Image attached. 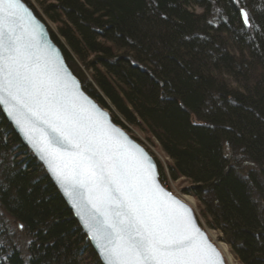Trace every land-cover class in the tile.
I'll list each match as a JSON object with an SVG mask.
<instances>
[{"label":"trees","instance_id":"trees-1","mask_svg":"<svg viewBox=\"0 0 264 264\" xmlns=\"http://www.w3.org/2000/svg\"><path fill=\"white\" fill-rule=\"evenodd\" d=\"M24 1L84 90L158 141L241 264H264V0ZM0 264H101L1 108Z\"/></svg>","mask_w":264,"mask_h":264},{"label":"snow or ice","instance_id":"snow-or-ice-1","mask_svg":"<svg viewBox=\"0 0 264 264\" xmlns=\"http://www.w3.org/2000/svg\"><path fill=\"white\" fill-rule=\"evenodd\" d=\"M21 7L20 0H0V103L11 104L9 114L66 190L93 209L91 238L107 241L99 245L107 264H214L189 210L170 194L160 198L150 168L77 102L62 70L24 42ZM241 18L252 27L246 11ZM41 126L47 135L36 140L31 133Z\"/></svg>","mask_w":264,"mask_h":264},{"label":"water","instance_id":"water-1","mask_svg":"<svg viewBox=\"0 0 264 264\" xmlns=\"http://www.w3.org/2000/svg\"><path fill=\"white\" fill-rule=\"evenodd\" d=\"M22 7L18 9V15L20 16V25L23 29H17L19 34L23 37L26 44L32 47L33 51H36L39 55L44 58L50 59L57 69H61L65 80L68 81L70 90L76 94V100L84 108H86L92 115L101 120L102 123L111 131V134L117 139L124 147L137 159H140L145 168H150V175L154 180L156 186L160 189L158 195L161 199H167V194H170L172 198L179 201L180 205L185 206L189 211L187 215L191 217L193 225L200 230L202 236L197 237V241L201 247H203L208 256L212 259L214 264H221L220 257L223 259V264H227L220 249L210 238L207 231L201 226L197 214L192 207L184 199L180 198L167 187L164 186L160 179L159 168L155 158L149 153V151L136 139H134L123 127L118 125L111 113L104 108L96 99L91 97L83 88L80 79L74 74L69 67L65 55L61 47L54 41L47 24L34 12V10L24 1L20 0ZM244 11V10H243ZM11 104L0 103V108L6 120L10 123L15 134L19 137L22 143L30 150L31 154L38 160V162L44 168L46 174L51 179L53 184L58 189L59 193L63 197L64 201L72 211L74 217L80 224L81 228L87 235L92 248L97 254L101 264H107L106 259L102 253L100 244L107 243L106 240H94L91 238V230L93 226H96V221L93 219L94 211L82 198L78 197L76 192L62 185L57 179L56 174L50 170L49 164L46 159L42 158V153L33 147V143L25 135L24 129L17 124L16 120L9 114V108ZM13 111H16L23 115L22 110L17 106ZM26 118V116H24ZM32 137L36 140H40L47 135V129L41 127L35 128L31 133ZM177 212L183 213L184 208H180L179 205H173ZM211 246L209 248L208 246ZM215 252L219 253V257L215 255Z\"/></svg>","mask_w":264,"mask_h":264},{"label":"rangeland","instance_id":"rangeland-1","mask_svg":"<svg viewBox=\"0 0 264 264\" xmlns=\"http://www.w3.org/2000/svg\"><path fill=\"white\" fill-rule=\"evenodd\" d=\"M36 9H38L41 13L43 11L41 10V7L34 1L31 0ZM44 15V14H43ZM46 24L49 28V30H57V26L45 15ZM92 57V56H91ZM90 74V72L88 73ZM105 108V107H104ZM112 115H117L119 119L122 121L124 120L116 111L115 109L106 108ZM125 125L127 126V129H125L134 139H136L139 143H141L148 151L149 153L155 158L159 173L165 174L164 181L162 182L165 187H167L170 191H172L174 194L179 196L180 198L187 201L189 204L192 205L194 208L197 217L199 219V222L201 226L207 231L210 238L214 241V243L221 249L222 253L226 257L227 264H241L240 260L237 258V256L233 253L230 243L224 239L225 235L222 233V231L215 230L213 228H210L209 225H207L205 219L200 213L199 209V203L198 201L191 195L187 194L185 192V189L190 186V182L185 179L184 177H179L178 179H173L171 176V171L169 166L171 165L170 158L165 154V152L162 150L161 146L159 145L158 141L149 133V131L146 130L145 127H140L136 125H131L127 123L126 121ZM14 227V225H13ZM19 243L20 245L26 244L27 241H30V238L26 233H19L18 234Z\"/></svg>","mask_w":264,"mask_h":264},{"label":"bare ground","instance_id":"bare-ground-1","mask_svg":"<svg viewBox=\"0 0 264 264\" xmlns=\"http://www.w3.org/2000/svg\"><path fill=\"white\" fill-rule=\"evenodd\" d=\"M218 247V246H217ZM219 248V247H218ZM220 251H221V249H220ZM221 253H222V251H221ZM222 255H223V257H224V259H225V261H226V263H227V260H226V257L224 256V254L222 253Z\"/></svg>","mask_w":264,"mask_h":264}]
</instances>
